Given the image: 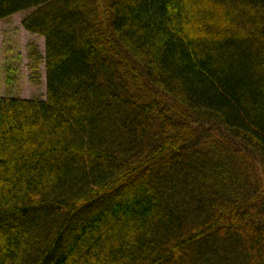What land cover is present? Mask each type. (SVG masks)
I'll list each match as a JSON object with an SVG mask.
<instances>
[{"label": "trees", "instance_id": "1", "mask_svg": "<svg viewBox=\"0 0 264 264\" xmlns=\"http://www.w3.org/2000/svg\"><path fill=\"white\" fill-rule=\"evenodd\" d=\"M23 12L47 99L0 58V264H264V0Z\"/></svg>", "mask_w": 264, "mask_h": 264}, {"label": "rangeland", "instance_id": "2", "mask_svg": "<svg viewBox=\"0 0 264 264\" xmlns=\"http://www.w3.org/2000/svg\"><path fill=\"white\" fill-rule=\"evenodd\" d=\"M30 12L0 21L2 94L22 99H47L46 41L28 32L24 19Z\"/></svg>", "mask_w": 264, "mask_h": 264}]
</instances>
